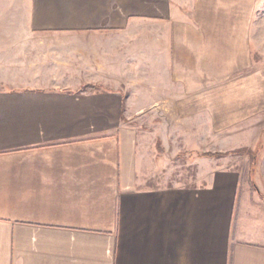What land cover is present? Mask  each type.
I'll use <instances>...</instances> for the list:
<instances>
[{
	"label": "crops",
	"instance_id": "1",
	"mask_svg": "<svg viewBox=\"0 0 264 264\" xmlns=\"http://www.w3.org/2000/svg\"><path fill=\"white\" fill-rule=\"evenodd\" d=\"M263 1L0 0V264H264L261 190L155 181L127 114L235 103Z\"/></svg>",
	"mask_w": 264,
	"mask_h": 264
},
{
	"label": "rangeland",
	"instance_id": "2",
	"mask_svg": "<svg viewBox=\"0 0 264 264\" xmlns=\"http://www.w3.org/2000/svg\"><path fill=\"white\" fill-rule=\"evenodd\" d=\"M260 21V45L254 47L256 61L249 72L241 73L245 83L238 84L236 89V93H243L225 97L235 103L214 102L210 111H165L164 106L158 105L143 114L127 113L140 130L149 133L155 181L164 185L191 182L200 168L228 169L239 173V187L247 201L254 200L258 188L264 196V1ZM231 80L229 86L236 87ZM240 148L247 150L200 162V151Z\"/></svg>",
	"mask_w": 264,
	"mask_h": 264
},
{
	"label": "trees",
	"instance_id": "3",
	"mask_svg": "<svg viewBox=\"0 0 264 264\" xmlns=\"http://www.w3.org/2000/svg\"><path fill=\"white\" fill-rule=\"evenodd\" d=\"M97 85L96 84H84L81 89L83 90H92V89H96ZM247 150V148H240V149H235V150H229V151H222V150H218V151H213V150H208V151H200L199 152V156L201 157H222L225 155H228L232 152H242ZM251 150V149H250Z\"/></svg>",
	"mask_w": 264,
	"mask_h": 264
}]
</instances>
